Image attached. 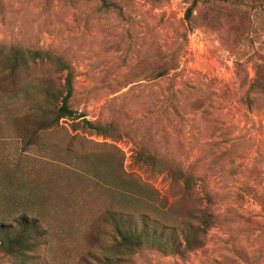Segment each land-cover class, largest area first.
<instances>
[{
    "label": "rangeland",
    "instance_id": "rangeland-1",
    "mask_svg": "<svg viewBox=\"0 0 264 264\" xmlns=\"http://www.w3.org/2000/svg\"><path fill=\"white\" fill-rule=\"evenodd\" d=\"M106 1L116 7L0 0V226L49 215L36 248L17 262L0 253V264H99L113 232L97 216L118 200L136 205L132 195L172 227L163 235L175 247L192 228L203 234L181 255L146 250L123 264H264V97L250 94V110L242 102L264 70V0L198 3L188 26L189 0ZM13 50L59 58L72 109L100 129L63 119L31 135L26 115L39 122L51 105L42 94L62 92L68 71L27 54L8 85ZM206 213L214 219L203 226Z\"/></svg>",
    "mask_w": 264,
    "mask_h": 264
},
{
    "label": "trees",
    "instance_id": "trees-1",
    "mask_svg": "<svg viewBox=\"0 0 264 264\" xmlns=\"http://www.w3.org/2000/svg\"><path fill=\"white\" fill-rule=\"evenodd\" d=\"M189 1L190 3L186 8L183 17V21L186 26L191 23L193 12L195 11L198 3H209L216 0ZM100 2L101 8L104 10L116 7L113 4L107 3L106 0H100ZM183 37H185V35H183ZM27 54L32 56V60L53 59L62 70L68 71L62 92L50 94L45 91V93L42 94L44 101L47 103L51 101V105L47 104L46 107L40 109L41 114L39 115V122L32 123L31 117L26 115L27 120H25L28 127L32 128L35 125V130L34 128L31 129V135H34V132L36 131L48 130L57 127L60 120L63 119L71 121V126L76 129H86L92 131L99 130L100 127L97 124L86 121L83 114L72 109L70 104L73 94V78L70 74V69L64 65L59 58H52L47 52H23L18 50L10 52L9 57H6L8 67L6 78L8 85L13 86L15 84L19 71H21L28 62ZM262 71L258 68L255 79L245 85L246 89L242 102L247 110H250L252 106V100L249 99L250 94H258L264 97V70ZM165 75L166 71L160 70L155 73V78H161ZM2 92L6 93V95H14L16 91L11 92L6 90ZM136 156L144 164H147L152 158L150 157V159H148V157H143L140 153H137ZM185 176L186 175H182L184 179L183 182L186 184L188 181ZM73 196L75 197H72L69 203L72 206L76 204L81 205V200L74 203L77 196L75 194ZM130 198L135 201L136 205L128 206L127 204L120 203L118 200V202L113 203L111 209H104L100 212V215L97 216V221L100 226H109L113 232L111 244L103 253L101 258L102 260L99 261V264H123L136 253L146 250H155L166 254L181 255L185 251H189L200 246V238L203 231L199 228H192L190 232L183 237L184 245L182 247H175L172 243H170L168 237L163 235L165 232H172V227L170 225L164 227L163 225L157 224L155 216H151L146 211L145 207L147 204L141 198L135 195L130 196ZM46 216L47 220H49V215L45 213H42L41 217L36 218L35 216L30 220L23 216L15 221L13 226L14 230L10 228L6 233L3 231L2 226H0V253L17 262L23 258L25 254L32 252L36 248V238H38L35 234L36 225L38 223H45L44 219ZM211 219H214V216L211 213H206L200 217L199 222L201 225L206 226ZM134 224H139V228L134 227ZM150 224H152L151 227L153 228H149ZM95 231L96 235H101L98 233L97 228ZM85 239H87V243H89V246L91 247L98 242L96 236L92 233L91 228H89L85 234ZM79 262L86 264L85 257L80 256Z\"/></svg>",
    "mask_w": 264,
    "mask_h": 264
}]
</instances>
